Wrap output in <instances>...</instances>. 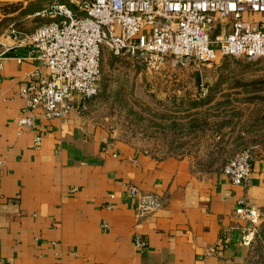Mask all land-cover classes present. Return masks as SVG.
I'll return each instance as SVG.
<instances>
[{"label":"crops","instance_id":"crops-1","mask_svg":"<svg viewBox=\"0 0 264 264\" xmlns=\"http://www.w3.org/2000/svg\"><path fill=\"white\" fill-rule=\"evenodd\" d=\"M29 50L0 42V264H247L249 225L234 211L242 198L264 212V153L234 186L222 166L122 141L84 115V103L61 119L36 112L33 127L19 129V91L47 77ZM128 185L161 207L138 217Z\"/></svg>","mask_w":264,"mask_h":264},{"label":"built area","instance_id":"built-area-1","mask_svg":"<svg viewBox=\"0 0 264 264\" xmlns=\"http://www.w3.org/2000/svg\"><path fill=\"white\" fill-rule=\"evenodd\" d=\"M34 16L48 21L28 34L13 29L7 33L11 46L29 44V58L47 70L45 79L19 91L24 102V114L16 120L19 129L32 128L36 112L45 119H61L78 103L93 98L102 48L115 58L141 62L146 72L158 71L168 60L173 64L185 60L209 64L223 57L264 61V0H51ZM222 25H229L230 32L212 37ZM253 157L249 150H240L226 160L220 173L231 185L243 186ZM127 190L138 217L161 207L155 195L140 193L132 185ZM234 212L249 225L241 238L249 245L262 216L242 198ZM133 243L139 249L144 246L139 237Z\"/></svg>","mask_w":264,"mask_h":264},{"label":"rangeland","instance_id":"rangeland-1","mask_svg":"<svg viewBox=\"0 0 264 264\" xmlns=\"http://www.w3.org/2000/svg\"><path fill=\"white\" fill-rule=\"evenodd\" d=\"M50 1L0 0V7L19 3L20 10H24L23 14H12L11 20L0 24V42L11 29L20 34H28L46 23L48 19L34 16V13ZM241 19L248 21V16L242 15ZM221 27L212 33V37L225 36L230 32L229 25ZM101 51L97 94L84 101L87 106L84 115L117 138L160 158L183 156L194 163H203L205 153L211 149L208 146V134L201 137V129L191 128L188 120L196 119L200 122L209 119L207 125L212 128L218 120L231 115L229 110H232L233 113H240V116H236L240 123L233 126L234 134L241 133L245 141L235 152L247 149L251 153H264V123L256 120L264 114L263 60L252 61L242 57L218 59V55V60L209 64H197L191 60L173 64L168 60L158 71L146 72L141 62L115 58L105 48ZM195 76L203 85H213L219 78H223L226 82L212 93L213 102L220 100L219 94L226 91L229 92V98L236 101H232L231 107L218 110L207 109L213 102L199 106L197 111L191 110L189 105L206 95H198ZM244 87L247 92L243 91ZM249 98L248 102L241 101ZM186 108L190 109V114L197 112L198 115H194V118L186 115ZM245 128L248 133L244 131ZM260 214L262 222L264 212ZM250 243L248 260L255 263L263 254L264 247L253 236Z\"/></svg>","mask_w":264,"mask_h":264},{"label":"trees","instance_id":"trees-1","mask_svg":"<svg viewBox=\"0 0 264 264\" xmlns=\"http://www.w3.org/2000/svg\"><path fill=\"white\" fill-rule=\"evenodd\" d=\"M19 6H20L19 3H11L5 7H0V14H1L0 24L2 25L6 21L11 20L10 16L12 14H15L17 12L19 13V15L23 14L24 10H20L21 8ZM195 80H196L195 87L197 88V91L200 87H204L207 90L206 95L203 98H201L197 102H192L189 105V108L191 110L197 111L196 109L199 106L203 107L213 102L212 93H214L215 91H218L219 87L223 85L226 82V80H224L223 78H219L213 85L201 84L197 76H195ZM229 90H231V87L229 88ZM243 91L247 92L246 87H244ZM219 95L221 96L220 100L213 102L212 105L207 109L218 110L221 108L231 107L232 101L233 102L236 101V99L229 98L228 91L222 92ZM249 100L250 98L248 100L243 99L241 101L248 102ZM190 109L186 110V113H187L186 115L192 116V117L194 115H198L197 112H193L190 114L191 112L189 111ZM229 112L231 113V115L224 116L220 120L216 119L215 121L218 120L219 122L218 123L216 122V124L212 128H210L207 125L209 123V119L206 121L203 119L200 122L197 121L196 119L188 120L189 126L191 128L201 129L200 131L202 134L201 137H205L208 134V138H209L208 146H210L211 149H208V152L205 153L206 159L203 163H201L202 164L201 167L203 168L215 167L217 169L218 167L223 166L226 160L230 158L235 153V151L239 148V146L243 145V143L245 142L243 136H241V133L234 134L235 131H234L233 126L237 125V123L238 124L240 123V120L236 118V116H240V113H237V112L233 113L232 110H229ZM233 120H236L237 122L235 123L233 122ZM256 120L260 121L261 123H264V114L259 115L256 118ZM247 130L248 129L246 128L244 129L246 133H248ZM258 154L259 152L252 153L253 156H257ZM253 239L256 240L259 243V245L264 247V215H263V221L260 223L257 231L253 233ZM262 253L263 254L260 255L259 259L255 263L249 262L248 260L247 264H264V251Z\"/></svg>","mask_w":264,"mask_h":264}]
</instances>
